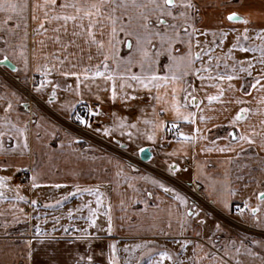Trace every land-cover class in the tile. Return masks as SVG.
I'll use <instances>...</instances> for the list:
<instances>
[{"label":"crops","instance_id":"obj_1","mask_svg":"<svg viewBox=\"0 0 264 264\" xmlns=\"http://www.w3.org/2000/svg\"><path fill=\"white\" fill-rule=\"evenodd\" d=\"M208 1L212 4L217 2V0ZM15 2L23 5L25 0H15ZM26 2L27 8L23 12L0 11V49L9 51L6 55L16 66L15 72L22 76L20 78L29 73L31 76L41 75L43 77L45 88L39 94L47 102L53 90L52 84L59 85L56 88V97L53 98L52 103L48 102L54 111L64 117H71L79 104H85L87 107L98 110L101 114L93 113L91 127L101 138L111 144L135 150L139 154L141 153L140 148L149 149L151 155L149 160L154 167L166 171L180 181L200 187L222 211L244 218L252 217L253 224L264 229V226L254 223L251 213V208L256 207L259 203L257 194L264 191L263 174L261 171H256L253 175L254 181L250 178L243 180L239 175V163L247 160L245 152L247 147L245 142L238 137L241 131H250V126L246 120L247 113L245 114L246 118L240 120L237 125L230 123L241 108L239 103L233 100L235 94L238 95L237 91L229 90L225 92L221 100L209 102L208 92L213 91L215 86L211 82L201 84V80L198 79V84L195 83L196 90L192 93L197 99L193 103L191 96L186 98L183 91L188 84H193L192 74H189L184 76V82L169 84L167 87L161 83L160 88L152 87L150 91L118 87V97L116 100H112L110 81L92 76L85 78L81 75L80 82L77 83L75 76L62 74L63 71L82 73L85 66L95 65L102 61L103 57L97 53L96 46L90 47L85 43L86 37L73 36V31L79 29L71 21L67 24V31L61 27L64 23L63 20L45 22L44 26L47 31L40 30L38 25L43 21L44 9L35 8L34 11V6L45 4V0H26ZM60 2L62 0H57L58 4ZM263 2L264 0H240L241 11H235L242 15L250 14L251 18L255 19L254 22L262 23L264 20ZM54 14L49 13V15ZM8 15H11L12 19L7 21V24L2 23ZM33 15L37 17L35 20L32 19ZM25 18H27V24H25ZM57 28L60 30L56 31ZM97 35L99 36V30H97ZM57 36L60 37L59 40L56 39ZM69 41L72 42L70 45ZM179 45L181 48L183 47L181 50L185 49V52L181 53H186L187 45ZM22 46L24 48L23 56L21 55ZM118 48L122 56L127 55L126 43L118 45ZM24 56L28 61L27 71L24 68ZM89 56L92 57L91 60H89ZM2 60L3 58L0 59V61ZM168 62L166 56L160 57L161 67L159 70L162 75L168 74V69L163 68V65ZM109 64L110 67H115L111 61ZM37 65H40L42 69L47 66L49 75L45 77L41 72L35 71ZM72 65H76V67L73 68ZM133 71H139V66H134ZM169 79H171L170 75ZM48 81H51L52 84ZM117 83L119 84V77H117ZM173 87L176 88L175 99L184 106L181 111L195 113V116L189 120L178 119L171 107ZM256 90L258 92H253L252 96L254 94V98L263 100L264 91ZM122 91L133 93L135 99H121L119 93ZM157 95L161 98L156 99ZM259 100L253 107L254 114L252 113L253 117L250 119L253 129L255 125L259 124L258 121L262 120V114H264V103H260ZM68 104H71L72 107H68ZM202 116L205 119H201ZM117 117L124 118L126 124H136V128L131 129L132 139H129L127 135L129 131L127 128L124 129L125 134L120 135V129L115 127L119 123ZM161 122L162 126L154 127V124H161ZM172 124H177L180 133H184L190 138H177L169 130ZM220 125L232 126L231 133H236V129L240 133H236L235 140L231 135L210 137L215 126L219 127ZM106 126L112 128V135L96 131L97 128L102 129ZM49 128L48 124L37 120L33 121L31 125L33 136L30 139V145L32 147L37 149L38 145L43 142V139L35 137L37 136L35 132L43 130L48 131L49 135L47 139H44L46 146H60V148L54 149L53 153L48 152L46 162L51 165H47V169H43L41 172L38 169L34 170L33 174H36L37 183L40 186L28 188L27 185H21L16 175L24 158L15 153H5L8 154L11 166L0 168V175L9 176L11 180L7 181L8 187L0 188V193H2L0 195V264H28L25 257V241L31 238L33 225L39 224L44 228L58 227L67 225V223L74 226L90 225L87 210L91 209L96 210V220L100 221L98 225L101 226L108 224V218L105 215L108 210L112 218V227H114V232L111 235L106 236L99 233L103 240L94 245L95 258L98 261L103 262L104 255H99L101 246H103L105 254L108 250V242H116L115 240L120 237L118 235L121 233L125 235L126 229L131 226L134 229L135 227L141 229L146 227V257L149 256V249L153 251L167 249V244H171L175 257H190L191 264H264V238L250 239L232 232L229 228L222 227L217 220L193 205L179 187L157 173L150 170L135 171L122 163L117 156L95 147L98 145L92 143L95 146L91 147L86 141L63 137ZM153 132L156 136L154 141L147 138ZM191 137L196 138L191 139ZM253 140V150H259L262 140L260 138L258 140L253 138ZM15 142L17 144V141ZM221 147L232 150H218ZM36 155L40 156L41 154L36 152ZM173 164L178 165L179 168L175 172H170L169 166ZM57 165L61 167L60 171ZM53 167L54 169H52ZM153 180L165 184L169 189H175L187 199V205L176 200L174 192L165 191L164 188L153 183ZM57 183L62 187H54ZM17 185L20 186L19 189H17ZM76 186L81 190L98 187L99 193L103 194L101 204L97 205L96 203L98 193L77 192ZM232 191L234 194H229ZM68 193H72V195H66ZM148 193H152V195H148ZM41 194L45 195V203L41 201L37 205L33 204L32 201ZM75 195L77 198L74 197ZM18 196H23L24 199H18ZM66 198L72 199L67 209L72 210V206H79L78 216L69 217L66 215L67 206L63 203ZM225 200L228 202L227 206H225ZM245 201L248 202V207L243 214L233 211L234 203L245 206ZM60 204H62V210L58 207ZM71 204L73 205L71 206ZM89 205L90 207H87ZM189 207L194 208L198 215L187 216ZM131 210H136L133 212L134 215L129 213ZM43 211L45 213H42ZM143 213L145 215L142 216ZM260 215L261 218H264V209L261 210ZM201 220L203 223L200 222ZM102 221H106V223ZM217 224H219V228H217ZM51 230L52 228L48 229V232ZM59 234L57 232V235ZM79 234L76 233V235ZM185 239L189 241V244L186 248L181 249L180 244ZM253 241L259 243H253ZM33 247H35V242ZM183 251L185 253H182ZM71 256L72 250L61 245L57 259L70 261ZM46 261V250H42L36 255L34 264H46Z\"/></svg>","mask_w":264,"mask_h":264},{"label":"snow or ice","instance_id":"obj_2","mask_svg":"<svg viewBox=\"0 0 264 264\" xmlns=\"http://www.w3.org/2000/svg\"><path fill=\"white\" fill-rule=\"evenodd\" d=\"M221 7L226 9V5L221 3ZM27 8V2L23 5L17 4L15 0H0V11L6 13H18L23 12ZM35 8H43V21L38 25V28L43 31H47L44 24L45 22H51L53 20L59 21L63 20L64 31H67V24L69 21L73 23L74 26L78 27V31H73V36L86 37L85 43L90 47L92 45L96 46L97 53L103 57L102 61L95 65L85 66L83 72L77 71H63L64 76H75L77 78V83L80 82V77L83 75L85 78L100 77L106 81L111 82V98L116 100L118 97L117 88L120 89H148L151 90L152 87L157 89L161 87V83L165 87L169 84H176L184 82L183 78L189 74H196L199 79L203 82L207 81H232L233 79H239L237 75V69L239 72L246 73L247 76L251 77L254 65L259 63L264 66V27L254 28L250 27L253 25V20L250 14L242 15L238 11H227L223 19L217 21L215 28L205 27L203 33L196 27V19L200 15V5L198 0H62L59 4L57 0H45L43 5H35ZM55 13L54 15H49V13ZM37 17L33 15L32 19L35 20ZM12 16L8 15L6 20L2 23L7 24V21L11 20ZM228 22H237L244 25L243 30L240 28L225 25L224 21ZM25 24H27V18H25ZM19 26L18 24L16 25ZM230 27L231 32L235 33L233 43L228 49L227 56L231 57L234 60V65L232 66L231 74H223L219 71H216L215 75L213 73V66L211 61L216 60L215 68L218 70L220 67L221 57H214L211 55L213 51V46L208 41H204V44H209L207 49L201 47L202 42L197 39L195 44L200 50L193 52V36L199 35H208L209 32L215 37L217 32L219 33L220 44H223V40L227 38L228 31L227 28ZM60 29L57 28L56 31ZM97 30H99V36L97 35ZM254 32L257 40H260L262 43L259 45L251 44L245 47L242 41H248L250 39L249 33ZM26 35V34H25ZM57 40L60 39L59 36L56 37ZM72 42L69 41V45ZM127 44L128 52L127 55L122 56L120 54L118 45ZM186 44L187 52L180 53L179 49L175 46L177 44ZM233 49H239L242 52H252L259 53V59L254 56H247L243 60H238L233 55ZM5 49H0V53L5 52ZM24 48L21 47V55L23 56ZM207 55L209 64L205 65L201 62L200 67H195V62L197 60L202 61L203 56ZM166 56L168 63L163 65V68L168 69V74H161L160 72V57ZM24 68L25 71L28 69L27 57L24 56ZM59 59V58H57ZM92 57L89 56V60ZM9 60L8 55L3 56V61L7 62ZM109 61L115 65L114 68L110 67ZM225 67H228L227 60L224 61ZM138 65L139 71H133V67ZM15 69V65H11ZM73 68L76 65H72ZM35 71L41 72L45 77L49 75L47 66L43 69L40 65H37ZM202 73H209L205 76ZM169 75L171 79H169ZM117 77H119V84L117 83ZM264 71H258L256 77L253 78L251 82L246 81L245 84L240 86V90L248 95V88L256 89L259 85V90L264 91ZM48 83L52 84L51 81ZM216 88L220 89L218 95H208L207 99L209 102L219 99L220 96H223L224 89L221 87L220 83L214 85ZM59 87L58 84H52V92L49 96L48 102L52 103L53 98L56 97V88ZM234 87L229 83V88ZM45 88V82L42 80L39 83L33 82V89L36 92H41ZM195 86L193 84H188L183 91L187 96H191L192 102H196V96L192 95L195 92ZM79 91V89H77ZM173 102L171 107L176 113L178 119L189 120L195 116V113L188 112L184 113L181 111L183 105L175 99L176 88H172ZM13 96L16 93H12ZM119 96L123 100L135 99V95L128 91H122L119 93ZM157 95L156 99H160ZM99 99V96H97ZM239 104L245 103L243 100L237 99L236 101ZM264 103V100L261 101ZM5 113H8L13 109V103L8 100L5 102ZM24 106L28 107L27 101L24 102ZM72 107L71 104L67 105ZM198 106V105H197ZM90 113L101 114L96 109L89 108ZM251 109L241 107L230 121L231 124L237 125L240 120L245 119V114L250 112ZM76 120L81 124L90 127V122L85 116L76 113ZM119 123L115 125L116 128L120 129V135L125 134L124 129H129L127 135L129 139H132L133 132L131 129L136 128V124L132 123L131 125L126 124L124 118H116ZM205 119V117H201ZM3 122L7 125H10L9 128L0 130V152H8L12 149L19 148L21 154L25 151H30L29 139H28V123L29 121H23V124L13 123V121L5 115L3 117ZM194 122V121H193ZM152 123V122H148ZM161 124H154V127H160ZM97 132L103 131L106 135H112V128L103 127L97 128ZM199 131V129H197ZM15 134L17 144L6 148L4 144V137L8 136L9 139ZM180 136L184 139H189L190 137L185 136L184 133H179ZM232 139L237 138L235 132L230 134ZM39 139V137H37ZM149 140H155V132L148 135ZM196 137H191L195 139ZM240 140H246L249 143L254 141L250 136L244 134H239L238 137ZM211 150V149H207ZM218 150L220 151H231V148L221 147ZM139 151L144 152V148H140ZM11 165L7 162H0V168H8ZM179 168L178 165H170L169 171L175 172ZM11 180L9 176L0 175V188L8 187L7 181ZM153 183L159 185V187L164 188L165 191H172L175 193V199L180 203L187 205V199L181 196L175 189H169L165 184L153 180ZM31 186L33 188L40 186L37 183V176L34 173L31 178ZM17 185V189H19ZM56 188L62 187L61 184L57 183L54 185ZM76 191H85L98 193L96 203L97 205L101 204L102 193H99V188H85L81 190L76 186ZM229 194H234V191ZM2 195V193H0ZM66 195H72L68 193ZM152 195V193H148ZM259 203L256 207L251 208V213L253 216L254 223L258 226H264V218H261V210L264 209V191L259 192L258 194ZM18 199H24L23 196H18ZM33 204H36L37 201L33 200ZM59 203V202H57ZM225 206H227V200L224 201ZM248 207V202L245 201V208ZM241 214H243L244 209L237 208ZM91 215L88 217L90 226L95 225L96 223V210L91 209ZM69 217L72 216L71 211L68 213ZM108 218L107 232L111 233L112 231V218L109 213H105ZM187 216L195 217L198 215V212L189 207L187 209ZM58 222V221H57ZM203 223V220L200 221ZM185 223H187L185 221ZM63 232L57 235L58 229L53 226L51 232L40 227L39 224L33 225V233L30 239L25 241V257L28 261V264H34L35 257L42 250H46L47 261L46 264H103L102 261H98L96 257V252L94 245L97 242H101L103 237L100 236L99 232H90L87 228L78 229L74 225H62ZM219 228V224H217ZM76 233H80L76 235ZM35 242V247L33 244ZM253 243H259L258 241H253ZM189 244V241L185 239L183 243L180 244L181 249L186 248ZM61 245L65 248H70L72 250V256L70 261H60L57 259L58 253L61 251ZM139 248L141 245H135ZM109 255L108 262L109 264H116V243L112 242L108 245ZM99 255L103 256V246ZM177 255H179L177 253ZM171 261L172 264H177L173 259V254L167 249H160L153 251L149 249V256L147 259V264H165V261Z\"/></svg>","mask_w":264,"mask_h":264},{"label":"rangeland","instance_id":"obj_3","mask_svg":"<svg viewBox=\"0 0 264 264\" xmlns=\"http://www.w3.org/2000/svg\"><path fill=\"white\" fill-rule=\"evenodd\" d=\"M213 1H215V0H213ZM198 3L200 5V15L196 19V27L200 30L201 33H203V30L205 27L215 28L217 21L220 19H223L224 15L226 14L227 11H233V10L234 11L235 10L241 11L240 10V0H217V2H215L213 4L208 0H198ZM221 3H223L227 6L226 9L224 7L220 6ZM263 6H264V2H263ZM252 20H253V25H251L250 27H254V28L264 27V20L262 23L254 22L255 19H252ZM224 23H225V25L231 24V26L238 27L241 29V31L243 30V27H244V25L242 23L228 22L227 20H225ZM226 30L228 31V36L226 39L223 40L222 45L220 44L218 32H217L215 37L212 35L211 32H209V34L206 36L202 34L199 36H193V38H192L193 39V48H192L193 52L200 50V48H198L195 44V40L199 39L202 42L201 47H203L204 49H207L209 47V44H204L203 42L208 41L213 46V51H212L211 55L214 57H221V60L219 62L220 67L218 70L215 68V64L217 63V61L216 60L211 61V64L213 66V73H211V75H215L216 71H219L225 75L231 74L232 66L234 65V60L231 57H228L227 53H228L229 47L233 43L235 33L231 32L230 27L227 28ZM249 36H250V39L248 41H242V43H244L245 47H247L251 44L259 45L262 43L260 40L256 39L254 32L250 31ZM176 48L179 49L180 53L185 52V49L181 50L183 47L181 48L179 44L176 45ZM8 52L9 51H5L3 53H0V59H2L3 56L6 55V53H8ZM233 55L238 60H243L247 56H254L257 59H259V53L258 52L257 53L242 52L239 49H233ZM225 60H227L228 67H225V63H224ZM201 62H203L205 65L209 64V61H208L206 54L203 56L202 61L197 60L195 62V67H200ZM258 71H264V66L260 65L259 63L254 65L251 77L247 76L246 73L239 72V70L237 69V75L240 77L239 79H233L232 81H228V80L219 81L217 79L214 81L205 80L203 82L199 80L201 84H203L205 82H211L213 85H215L216 83H220L221 87L224 89V94H225V92H227L229 90L237 91L238 95L235 94V97L233 98V100H236V101H237V99L243 100V101H245V103L239 104V105L243 108L251 109V111L247 113V119H246L248 121L247 122L248 126H250L249 127L250 131H245V132L241 131V133H240L236 129V133L237 134L240 133V134H244L246 136H250L252 138V140H253V138H256V140H258V138H260L262 140V146L260 147V148H262V150H260V148H258L259 150H253V144L252 143H249L246 140H242L243 142H245V146L247 147L246 151H245L246 156H247V160L239 163L240 164L239 165L240 166L239 167V172H240L239 175L243 180H245V179L249 180V178H250L253 181H254L253 175L256 171H261L263 174V177H264V114H262V120L258 121L259 124L255 125L254 129L251 128L252 121H250V119H252L253 114H254L253 113V107L256 105V102L259 99H260L259 102L262 103L261 102L262 98H254L253 97L254 94L252 96V93L257 91L256 89H259V85H257L256 89L248 88L247 89L249 92L248 95H245V93L240 90V86L242 84H245L246 81L251 82L253 80V78L256 77V74ZM202 74L205 76L209 75V73H202ZM20 77H22V76H20L19 73L10 70L9 68H7L4 65L0 66V130H4V129L10 127V125H7L3 122V117L5 115H7L13 121V123L23 124V121H25V120L29 121V123H28V139H29L30 151H25L23 154H21L19 148H15V149H12L8 152H0V162L10 163V159L7 156L8 154H5V153H15L18 156H22L24 158L20 168L18 169L17 175H16L19 178L21 185H27V187L30 188L31 187V176H32L33 172H35L37 169L40 170V172H41V170L47 169V165H51L50 163L46 162L47 161L46 156H47L48 152L50 151L53 153V151H55L54 149L60 148V146H57V145L51 146V147L46 146V144L44 143V139H47L49 137L48 131H46V130H43L42 132H38V131L35 132V134L37 135L35 137H39L40 139H43V142H41L38 145L37 149L30 145V139L33 136L32 135L33 133L31 130V125H32L33 121H36V120L48 124L50 126L49 129H53L52 131L61 134L63 137H67L70 139H77V140H81V141H86L91 147L98 145L95 147H97L98 149L101 148L103 150H106V151L112 153L113 155L117 156L122 163L126 164L128 167L132 168L133 170L138 171V172H146V169H143L141 167L133 165L132 163L125 160L123 157L116 155L115 153L111 152L108 148H105V147L99 145L94 139L96 137H101V136L96 134L91 126L87 127L89 133L81 134L80 130L77 127H75L74 125H72L73 122L74 123L76 122V124L83 126V124H81L78 120H76V116L74 118L75 113L73 114V116L65 117V118H63L64 117L63 115H62L63 117L56 115V112L53 111L52 107L46 101V99L43 96H41V94H39V92H36L33 89V82L34 81L36 83H39L40 81L43 80L42 79L43 77L41 75L31 76L29 73V74L23 75V78H20ZM192 78H193V84L195 86L196 84H198L197 80L199 79V77L196 74L192 73ZM229 83H231L234 87L229 88ZM261 83H264V81H261ZM28 91H31L36 97L34 99L30 100V97L27 96V94H26ZM219 91H220V89L214 87V90L209 91L210 93L208 92V95H218ZM12 93H16V95L13 96ZM224 94H223V96H224ZM223 96H220L218 100H221L223 98ZM8 100H10L13 103V109L11 111H9L8 113H5V110H4L6 107L5 102ZM25 101H27L28 107L24 106ZM82 105H85V104H79L78 107H80ZM75 112H76V110H75ZM91 118L93 120V114H92ZM92 124L93 123L90 122V125H92ZM231 130H232V126H227V125H220L219 127L215 126V129L212 130V132L210 133V137H228L231 134ZM3 139H4V144H5L6 148H10V146L16 145L15 141H17V140L15 137V134H13V137L11 139H9L8 136H5ZM92 143H94L95 145H93ZM119 147L122 150L134 152V153L140 155L135 150L128 149L124 146H119ZM35 150L38 154H41V155L37 156ZM60 165H61V163H60ZM57 168L60 171L61 167L60 166L58 167V165H57ZM52 169H54V167ZM23 175H26V184L21 183V176H23ZM184 194L187 196L188 200L193 205H195V203H193L191 198L186 193H184ZM36 197H37V198H35V200L37 201L36 205L38 204V202L41 203V201L45 203V199H46L45 195L41 194V195H37ZM74 197L77 198V195H75ZM105 199H107V198H105ZM60 201H62V200H60ZM71 202H72L71 198H66L63 201V203L67 206V207L65 206L66 207V210H65L66 215L69 216L68 213L71 211L72 216H78L77 211H78L79 206L73 207L72 206L73 204H71L72 210L67 209L69 207L68 205H70ZM240 205H242V204L234 203V210L233 211H235L237 213H241L239 211H236V207H238ZM242 206L244 207V211H246L247 209L245 208V206L244 205H242ZM58 207H60L59 209L62 210V204L58 205ZM87 207H90V205ZM197 207L200 210H202L199 206H197ZM135 211L131 210L129 213H132L134 215L133 212H135ZM202 211H204V210H202ZM59 212L61 213V211H59ZM87 212L89 213V216H90L91 211L87 210ZM106 212L109 213L108 210ZM120 212H122V211H120ZM222 212H224V211H222ZM42 213H45V211H43ZM205 213L207 215L211 216L208 212H205ZM224 213L229 214L234 220L238 221V223L240 222L239 223L240 225H242V224L247 225L249 227L257 228V229L264 232V229L258 228L253 224L251 215H250L251 218H244V217H241L240 215L236 216L234 213H227V212H224ZM247 214L249 215V213H247ZM143 215H145V214L143 213L142 216ZM211 217L214 218L215 220H217L222 225V227L224 226L225 228H229L232 232H236L238 234H241V236H244V237H247L250 239L255 237L254 235L250 234V232L246 231V228L243 229V228L237 226L239 224H237V225H235L233 223L230 224V223L224 221L223 219H220V218L216 219L213 216H211ZM221 217H224V216L221 215ZM134 221H137V219H134ZM60 222L62 223V221H60ZM87 222H88V220H87ZM99 223H100V221L96 220V223L93 226L86 224L85 226H75V227L78 229L87 228L90 232H94V233L99 232L101 234H105L106 236L111 235L114 232V227H112L111 233H108L107 232V225L103 224L101 226V225H98ZM103 223H106V221ZM67 225H69V223H67ZM41 228H44V227H41ZM51 228H53V227L52 226L46 227L44 229L48 231V229H51ZM56 228L58 229V233L63 232L62 225H59ZM126 231H127V233H125V235H124V233L123 234L121 233L120 235H118V236H120L119 239L115 240L116 241L115 242L116 243V249H117V251H116V264H147L148 257H146V227H144L143 229L135 227V229H134L133 227L130 226V227H128V229H126ZM49 232H51V231H49ZM260 238H263V237H260ZM108 241H110V239ZM108 243L110 244L111 242H108ZM138 244L141 245V247H139V248L135 247V245H138ZM167 250L173 254V259L177 262V264H191V258L190 257L189 258L188 257H181V256L175 257L174 252H173V246L171 244H167ZM182 253H185V251H183ZM108 255H109V249L104 254L103 264H109ZM165 264H172V262L166 260Z\"/></svg>","mask_w":264,"mask_h":264},{"label":"built area","instance_id":"obj_4","mask_svg":"<svg viewBox=\"0 0 264 264\" xmlns=\"http://www.w3.org/2000/svg\"><path fill=\"white\" fill-rule=\"evenodd\" d=\"M26 94H27V96L30 97V100H32L36 97L31 91H28ZM89 108L90 107L82 105L76 109L75 114L79 113L80 115L85 116V118L88 119L89 122H92L93 120L91 117H92L93 113H90L88 111ZM54 112H56V111H54ZM56 115L63 117L61 114H59L57 112H56ZM75 116L76 115H74V118H75ZM63 118H65V117H63ZM72 125L77 127L80 130L81 134L89 133L87 126H85V125L80 126V125L76 124V122L75 123L73 122ZM169 130L171 133L175 134L177 138L178 137L184 138V137L179 135L180 130H179V126L177 124L170 125ZM94 140L99 145H101L105 148H108L111 152L115 153L116 155L123 157L125 160L132 163L133 165L141 167V168L146 169V170L153 171V172L157 173L159 176L165 178L167 181L176 185L177 187H179L184 193H186L191 198V200L193 201V203H195L196 206H199L202 210H204L205 212H208L211 216L215 217L216 219L220 218V219H223L224 221H226L230 224L233 223L235 225L240 223V222L238 223V221L234 220L229 214L222 212L212 202V200L207 195H205V193L198 186L188 184V183H185L183 181H180V180L174 178V176L167 173L166 171L154 167L151 164L150 160H144L141 158L140 155H138L134 152L122 150L119 146L111 144L101 137H96ZM21 183L26 184V175L21 176ZM238 207L241 209H244V207L242 205H240ZM238 207H236V211H238L237 210ZM221 215H223L224 217H221ZM237 226H239L243 229L246 228V231L250 232V234L254 235L255 237H263L264 238V232L257 229V228H252V227H249V226L243 225V224L242 225L239 224Z\"/></svg>","mask_w":264,"mask_h":264},{"label":"water","instance_id":"obj_5","mask_svg":"<svg viewBox=\"0 0 264 264\" xmlns=\"http://www.w3.org/2000/svg\"><path fill=\"white\" fill-rule=\"evenodd\" d=\"M0 65H4V66H6L7 68H9L12 71H15L16 70V66H15V69L11 67V65H13V63L10 60H8L7 62H0ZM140 156L144 160H149L150 159V156H151L150 155V152H149V149H145L144 152H141L140 153Z\"/></svg>","mask_w":264,"mask_h":264}]
</instances>
